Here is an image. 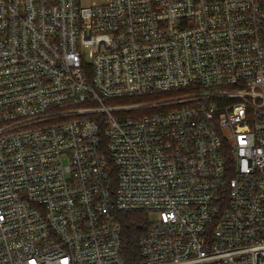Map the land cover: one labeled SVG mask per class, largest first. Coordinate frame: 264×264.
<instances>
[{"label": "built area", "instance_id": "1", "mask_svg": "<svg viewBox=\"0 0 264 264\" xmlns=\"http://www.w3.org/2000/svg\"><path fill=\"white\" fill-rule=\"evenodd\" d=\"M0 264H264V0H0Z\"/></svg>", "mask_w": 264, "mask_h": 264}, {"label": "trees", "instance_id": "2", "mask_svg": "<svg viewBox=\"0 0 264 264\" xmlns=\"http://www.w3.org/2000/svg\"><path fill=\"white\" fill-rule=\"evenodd\" d=\"M121 221L125 256L134 263L138 258V242L145 229V213H127L122 216Z\"/></svg>", "mask_w": 264, "mask_h": 264}, {"label": "rangeland", "instance_id": "3", "mask_svg": "<svg viewBox=\"0 0 264 264\" xmlns=\"http://www.w3.org/2000/svg\"><path fill=\"white\" fill-rule=\"evenodd\" d=\"M92 0H83V3H90ZM153 217V216H152Z\"/></svg>", "mask_w": 264, "mask_h": 264}]
</instances>
